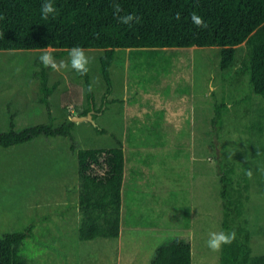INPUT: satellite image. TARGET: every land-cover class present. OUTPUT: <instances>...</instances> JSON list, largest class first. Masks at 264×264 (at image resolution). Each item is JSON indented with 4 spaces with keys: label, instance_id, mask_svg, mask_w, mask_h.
I'll return each instance as SVG.
<instances>
[{
    "label": "rangeland",
    "instance_id": "obj_1",
    "mask_svg": "<svg viewBox=\"0 0 264 264\" xmlns=\"http://www.w3.org/2000/svg\"><path fill=\"white\" fill-rule=\"evenodd\" d=\"M244 53L241 44L235 66L221 71L217 49H118L107 96L117 102L105 107L96 70L103 51L86 50L95 119L75 122L71 138L0 147V236L30 228L21 247L27 264H149L155 248L175 237L190 243L192 264H219L220 251L207 247L209 233L222 230L219 177L232 169L242 184L247 166L252 176L238 225L250 234L251 264H264V99L248 76L237 75ZM41 54L0 51V131L10 120L17 129L47 122L33 71L44 69L48 84H57L49 98L56 123L87 108L85 79L70 67H43ZM221 103L226 108L214 124ZM116 140L125 157L119 237L80 241L76 153L114 148Z\"/></svg>",
    "mask_w": 264,
    "mask_h": 264
},
{
    "label": "trees",
    "instance_id": "obj_2",
    "mask_svg": "<svg viewBox=\"0 0 264 264\" xmlns=\"http://www.w3.org/2000/svg\"><path fill=\"white\" fill-rule=\"evenodd\" d=\"M43 2L0 0V51H41L47 47L66 55L76 46L103 51L96 70L105 84V107L115 101L107 96L112 90L109 71L118 49L149 53L217 49L219 68L226 71L235 66L236 48L244 44L237 75L248 76L252 92L264 99V0H115L122 9L120 15L134 16L128 25L114 17L113 0H51L57 11L47 19L41 18ZM193 13L204 19L206 28L192 23ZM31 77L39 81L38 103L46 111L47 122L17 129L10 120L7 129L0 131L1 148L21 146L40 137L71 138L74 122L56 123L51 112L49 98L57 84H48L44 69L33 71ZM79 77L87 85L88 106L79 114L83 116L91 110L93 98L88 91V73ZM225 108L224 103L215 105L214 124H218ZM95 115L96 111L92 119ZM95 130L105 134L97 126ZM116 145L76 153L80 241L119 237L125 157L119 140ZM247 171L246 166L242 184L234 182L232 169L223 170L219 177L222 230L236 234L234 242L220 250L219 264H251L250 234L238 225L248 200ZM30 235L28 227L0 236V264H27L21 247ZM149 264H192L191 245L181 237L168 238L155 248Z\"/></svg>",
    "mask_w": 264,
    "mask_h": 264
},
{
    "label": "clouds",
    "instance_id": "obj_3",
    "mask_svg": "<svg viewBox=\"0 0 264 264\" xmlns=\"http://www.w3.org/2000/svg\"><path fill=\"white\" fill-rule=\"evenodd\" d=\"M112 7L114 9V17L121 24H131L134 21L133 15H120L122 9L118 3H115L113 0ZM41 18L47 19L49 15H54L57 9L54 7L51 0H44L41 5ZM180 15L177 13L176 19H179ZM191 21L197 28H206L207 24L204 22V19L193 13L191 15ZM54 49L43 48L42 54L39 56V60L43 67L50 68L53 71L60 72L61 70L68 69L69 67L78 73L81 76L87 75L89 68V58L86 55V50L82 47L76 46L68 49V59L57 61L55 56L53 55ZM88 91H92V87L89 86ZM249 178L252 176L251 170L246 173ZM236 239L235 232H225L223 230L220 231H212L209 233V238L207 240V247L213 251L218 252L225 245H230Z\"/></svg>",
    "mask_w": 264,
    "mask_h": 264
},
{
    "label": "water",
    "instance_id": "obj_4",
    "mask_svg": "<svg viewBox=\"0 0 264 264\" xmlns=\"http://www.w3.org/2000/svg\"><path fill=\"white\" fill-rule=\"evenodd\" d=\"M72 122H82V121H88L91 122L92 121V114L91 112H88L86 115L83 116H73L71 118Z\"/></svg>",
    "mask_w": 264,
    "mask_h": 264
},
{
    "label": "crops",
    "instance_id": "obj_5",
    "mask_svg": "<svg viewBox=\"0 0 264 264\" xmlns=\"http://www.w3.org/2000/svg\"><path fill=\"white\" fill-rule=\"evenodd\" d=\"M158 108V107H157ZM168 106H163V108H158L159 110H161V111H167L168 110ZM132 109H134V107L132 108ZM135 109H137L138 111H144L143 113H146V111H149V110H147V109H143L142 107H140V106H135ZM146 110V111H145ZM148 113V112H147ZM152 114H153V112H152Z\"/></svg>",
    "mask_w": 264,
    "mask_h": 264
}]
</instances>
